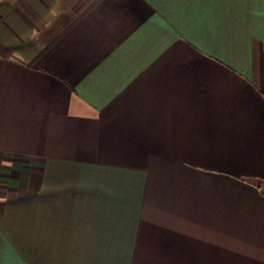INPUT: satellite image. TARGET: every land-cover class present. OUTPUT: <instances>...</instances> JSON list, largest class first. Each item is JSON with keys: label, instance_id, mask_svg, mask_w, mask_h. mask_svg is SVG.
<instances>
[{"label": "crops", "instance_id": "1", "mask_svg": "<svg viewBox=\"0 0 264 264\" xmlns=\"http://www.w3.org/2000/svg\"><path fill=\"white\" fill-rule=\"evenodd\" d=\"M0 264H264V0H0Z\"/></svg>", "mask_w": 264, "mask_h": 264}]
</instances>
